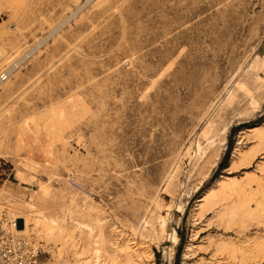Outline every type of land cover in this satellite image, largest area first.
I'll use <instances>...</instances> for the list:
<instances>
[{
	"label": "rangeland",
	"instance_id": "obj_1",
	"mask_svg": "<svg viewBox=\"0 0 264 264\" xmlns=\"http://www.w3.org/2000/svg\"><path fill=\"white\" fill-rule=\"evenodd\" d=\"M0 50L28 57L0 89V203L61 226L29 238L39 264H73L77 222L144 264H264V0H0Z\"/></svg>",
	"mask_w": 264,
	"mask_h": 264
},
{
	"label": "bare ground",
	"instance_id": "obj_2",
	"mask_svg": "<svg viewBox=\"0 0 264 264\" xmlns=\"http://www.w3.org/2000/svg\"><path fill=\"white\" fill-rule=\"evenodd\" d=\"M2 54L3 53L0 50V57ZM261 64V59L256 55L251 59L248 65L250 67H256ZM230 100L231 97H228L226 99V102L229 103ZM257 128L258 127L251 128V130L249 131L251 132ZM197 151L198 149L195 144H192L186 152L188 158H195ZM234 156L235 152L230 160V163L234 162ZM206 175L207 174H204L203 178ZM13 176L16 182L21 181L25 184L29 182V179L25 178L20 173L15 172ZM230 179L231 178L227 176H223V178L221 180H218L217 183H220L223 188L232 189L234 183H228ZM201 181L202 180L199 181V184L201 183ZM210 190H212V188H209L208 191ZM15 200L16 203L19 204L17 205V207L21 206L22 211H18L17 209L15 210L9 206L11 202L13 203ZM33 200H28L18 195V197H16L14 201L12 199H8L3 203H0V219H2L3 216H6L7 219L11 221L19 219L18 221L20 222H17V226L14 232L17 235L26 237L27 239H29L31 236H35L36 238H40L43 240H46L47 238L51 239V237H54L52 229L57 228L59 230L61 228V226L59 225L60 223L54 215L46 212L44 208L39 206L40 203L37 204ZM169 215L170 210L165 211L162 206L157 205L151 216V219L153 221L146 222L143 229L147 230V232H149L156 239L167 238V240H169V242L171 243L170 246L168 245L167 249L169 252H171L172 246L176 245L178 242V237L174 231H167V222H169ZM233 216V214L229 215L230 218H233ZM70 230L76 231L73 234H70V236L74 235V237H72L71 245L73 264H144V262L147 261V259L140 253V248L143 244L136 242L131 237L121 238L124 242V245L121 246L119 244L120 241L116 242L114 249L111 253H109L103 246V236L100 231L95 233L93 231V227L85 224H80L78 222L76 224L72 223ZM186 253H184V257H188ZM119 255L124 256V258L120 259ZM169 255H171V253Z\"/></svg>",
	"mask_w": 264,
	"mask_h": 264
},
{
	"label": "built area",
	"instance_id": "obj_3",
	"mask_svg": "<svg viewBox=\"0 0 264 264\" xmlns=\"http://www.w3.org/2000/svg\"><path fill=\"white\" fill-rule=\"evenodd\" d=\"M27 58L23 55L0 66V89ZM18 220L11 221L6 216L0 219V264H39V245L14 232Z\"/></svg>",
	"mask_w": 264,
	"mask_h": 264
},
{
	"label": "trees",
	"instance_id": "obj_4",
	"mask_svg": "<svg viewBox=\"0 0 264 264\" xmlns=\"http://www.w3.org/2000/svg\"><path fill=\"white\" fill-rule=\"evenodd\" d=\"M229 152H230V145L227 147L225 154L223 155L222 159L218 163V168L216 171L221 170L227 164ZM178 256H179V250L177 251V259L175 260L174 264H178Z\"/></svg>",
	"mask_w": 264,
	"mask_h": 264
},
{
	"label": "water",
	"instance_id": "obj_5",
	"mask_svg": "<svg viewBox=\"0 0 264 264\" xmlns=\"http://www.w3.org/2000/svg\"><path fill=\"white\" fill-rule=\"evenodd\" d=\"M20 226V225H19Z\"/></svg>",
	"mask_w": 264,
	"mask_h": 264
}]
</instances>
